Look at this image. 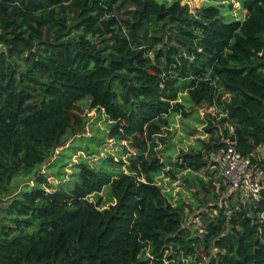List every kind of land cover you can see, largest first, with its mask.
Wrapping results in <instances>:
<instances>
[{"label":"trees","instance_id":"obj_1","mask_svg":"<svg viewBox=\"0 0 264 264\" xmlns=\"http://www.w3.org/2000/svg\"><path fill=\"white\" fill-rule=\"evenodd\" d=\"M0 45V264H264V193L214 177L232 145L264 173V0H0ZM85 103L106 117L89 141L122 155L53 189L40 170L86 134ZM206 106L208 139L166 170L171 117ZM180 170L196 209L156 183Z\"/></svg>","mask_w":264,"mask_h":264},{"label":"rangeland","instance_id":"obj_2","mask_svg":"<svg viewBox=\"0 0 264 264\" xmlns=\"http://www.w3.org/2000/svg\"><path fill=\"white\" fill-rule=\"evenodd\" d=\"M206 1L207 0H182V3L188 4L190 9L195 11ZM234 6L235 16L240 18L245 14L242 11H239L238 13V9L240 8L238 2H235ZM181 99L183 102L187 103L188 106H191L188 101V96L182 95L180 96V100ZM83 106L85 114L89 119L86 134L71 139L68 145L59 149L49 163L40 170L44 173V176L48 179V182L52 185L53 189H60L61 187L63 188L66 186L71 175L76 172L75 166L82 161H86L94 167H98L99 160L105 158L107 154H113L115 158H119L120 155H122L120 146H117L113 141H108V143L102 147H99L97 142L92 143L89 141L91 137L98 139L103 136L106 130V117L95 110L91 111L89 109V103H85ZM212 112L213 110L206 106L201 109L194 108L188 118L180 116L171 117V131L173 133L170 140L171 145L168 147L167 151H164L165 162L168 165L166 170L172 169L170 164L177 161V158L182 151L189 152L192 150H198L201 147V140L208 139L205 133V127L207 115H210L209 113ZM86 147L96 154L91 155V151H87ZM191 176L192 173L180 170L177 172V179L173 180L168 178L164 173H161L156 177V183L160 186L163 192L171 197L173 203H193L195 205L193 207L196 209L197 199L187 189L184 182L185 179H191ZM214 177H217V175H214ZM24 183H29L30 186L33 185L32 179L28 182L19 180L15 184V188L21 187ZM72 186H74V180ZM24 189H26V187ZM202 197L208 199L207 196L201 193L200 198ZM100 198L101 208H106L114 204V198L111 194V186H106L102 193L97 194L96 196H91L90 200L97 202ZM187 213L188 211L186 214ZM186 224L195 226V229L201 227L198 220H196L194 216H191V213L186 215Z\"/></svg>","mask_w":264,"mask_h":264},{"label":"built area","instance_id":"obj_3","mask_svg":"<svg viewBox=\"0 0 264 264\" xmlns=\"http://www.w3.org/2000/svg\"><path fill=\"white\" fill-rule=\"evenodd\" d=\"M258 152L264 157V146ZM217 161V177L225 193L231 195L242 190L257 195L264 193V173L253 165L251 156H243L232 145L219 154Z\"/></svg>","mask_w":264,"mask_h":264}]
</instances>
